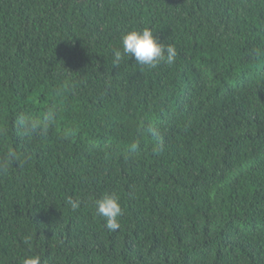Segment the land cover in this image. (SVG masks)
Wrapping results in <instances>:
<instances>
[{"label": "trees", "instance_id": "obj_1", "mask_svg": "<svg viewBox=\"0 0 264 264\" xmlns=\"http://www.w3.org/2000/svg\"><path fill=\"white\" fill-rule=\"evenodd\" d=\"M145 27L172 65L115 62ZM33 254L264 264V0H0V264Z\"/></svg>", "mask_w": 264, "mask_h": 264}, {"label": "clouds", "instance_id": "obj_2", "mask_svg": "<svg viewBox=\"0 0 264 264\" xmlns=\"http://www.w3.org/2000/svg\"><path fill=\"white\" fill-rule=\"evenodd\" d=\"M122 50H114V60L118 63L123 56L134 57L135 61L142 65H148L155 68L161 62L172 65L177 56V50L174 45L160 42L154 32L145 27L142 30H130L122 37ZM79 199H68V204L73 211L81 206ZM96 215L104 218L105 227L115 231L120 227L119 218L123 215L121 200L116 194H107L93 201ZM25 243H29L26 239ZM23 264H42V257L38 254L27 256Z\"/></svg>", "mask_w": 264, "mask_h": 264}]
</instances>
